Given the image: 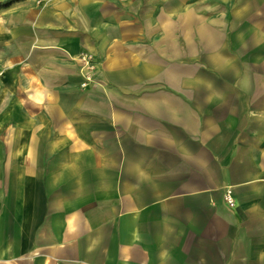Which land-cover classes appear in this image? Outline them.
<instances>
[{
	"label": "crops",
	"instance_id": "0c3cea01",
	"mask_svg": "<svg viewBox=\"0 0 264 264\" xmlns=\"http://www.w3.org/2000/svg\"><path fill=\"white\" fill-rule=\"evenodd\" d=\"M0 264H264V0L0 7Z\"/></svg>",
	"mask_w": 264,
	"mask_h": 264
},
{
	"label": "built area",
	"instance_id": "2783aa9c",
	"mask_svg": "<svg viewBox=\"0 0 264 264\" xmlns=\"http://www.w3.org/2000/svg\"><path fill=\"white\" fill-rule=\"evenodd\" d=\"M78 60L81 62V73L83 77V81L81 82V87H85L90 82L93 81V76H94L96 65L94 63L92 55L87 52H81L78 55ZM224 199L229 206L231 207L234 206L235 201H234V198L230 190H226L224 194Z\"/></svg>",
	"mask_w": 264,
	"mask_h": 264
},
{
	"label": "trees",
	"instance_id": "16d2710c",
	"mask_svg": "<svg viewBox=\"0 0 264 264\" xmlns=\"http://www.w3.org/2000/svg\"><path fill=\"white\" fill-rule=\"evenodd\" d=\"M14 1H16V0H7V1H5L3 3H0V7H2L4 5H7V4H10V3L14 2Z\"/></svg>",
	"mask_w": 264,
	"mask_h": 264
}]
</instances>
